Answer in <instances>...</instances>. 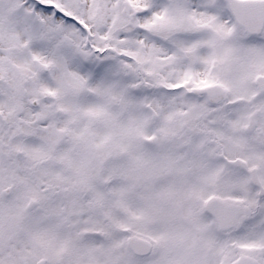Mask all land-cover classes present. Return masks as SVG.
<instances>
[{
  "label": "snow or ice",
  "instance_id": "6c2138e0",
  "mask_svg": "<svg viewBox=\"0 0 264 264\" xmlns=\"http://www.w3.org/2000/svg\"><path fill=\"white\" fill-rule=\"evenodd\" d=\"M0 264H264V0H0Z\"/></svg>",
  "mask_w": 264,
  "mask_h": 264
}]
</instances>
